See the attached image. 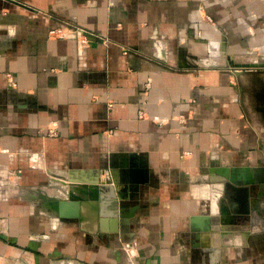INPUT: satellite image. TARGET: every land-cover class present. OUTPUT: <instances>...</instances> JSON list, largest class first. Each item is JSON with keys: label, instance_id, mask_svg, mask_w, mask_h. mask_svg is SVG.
I'll list each match as a JSON object with an SVG mask.
<instances>
[{"label": "crops", "instance_id": "obj_1", "mask_svg": "<svg viewBox=\"0 0 264 264\" xmlns=\"http://www.w3.org/2000/svg\"><path fill=\"white\" fill-rule=\"evenodd\" d=\"M263 43L264 0H0V264H264Z\"/></svg>", "mask_w": 264, "mask_h": 264}, {"label": "rangeland", "instance_id": "obj_2", "mask_svg": "<svg viewBox=\"0 0 264 264\" xmlns=\"http://www.w3.org/2000/svg\"><path fill=\"white\" fill-rule=\"evenodd\" d=\"M248 54L249 58L229 70L235 73L234 84L239 89V101L247 117L260 123L264 135V43Z\"/></svg>", "mask_w": 264, "mask_h": 264}, {"label": "water", "instance_id": "obj_3", "mask_svg": "<svg viewBox=\"0 0 264 264\" xmlns=\"http://www.w3.org/2000/svg\"><path fill=\"white\" fill-rule=\"evenodd\" d=\"M231 181H233L232 178H231ZM100 182L101 181H99V180L94 182L92 188L90 189V195H93V197H99V193H98L100 190L99 185L101 183H105V182H101V183ZM257 184H259V181H257V180H254L251 183L247 184L246 189H247V196L248 197L250 196V193L252 192V190H250V186H254ZM33 192L35 193L33 196L34 197L36 196L37 199L52 203L53 204L52 206L54 208L58 206V201L55 198H49L45 195V193H41L38 190H34ZM263 193H264V185H259V187H257V193H256L255 199L246 198V200H245L246 204L245 205L248 206V212H249L248 214H251V215L253 214L256 216L264 215V201H261V197H263ZM67 194H68L69 199L75 198L70 191H68ZM104 196L107 200H111V199L115 200V203L109 204L110 214L113 217L122 220L124 218L123 212H122L123 209L119 205V201L117 199L115 188L113 187L111 189V191L109 190V193H107V195H104ZM100 199H103V198L100 197ZM108 202H110V201H108ZM116 204H117V206H116ZM58 210H60V209L58 208ZM222 212H223V210H222ZM245 214L246 215L239 216V219H241L244 222H246L247 217H248L247 213H245Z\"/></svg>", "mask_w": 264, "mask_h": 264}, {"label": "built area", "instance_id": "obj_4", "mask_svg": "<svg viewBox=\"0 0 264 264\" xmlns=\"http://www.w3.org/2000/svg\"><path fill=\"white\" fill-rule=\"evenodd\" d=\"M208 18V17H207ZM63 31H68L69 34H77L78 38H77V42L81 45H86L88 43V40L87 38H81L80 37V31L79 30H75L73 27H71L70 25H66V24H60L58 27H55V28H52L49 33L50 35H53V36H57V37H63L65 36L66 34L63 33ZM72 31H74L73 33H71ZM181 121V120H180ZM47 136L48 137H53L55 136V132L54 131H48L47 133ZM123 250L125 251V253L128 255V256H131V257H134L135 255V249H134V246L133 245H130V244H124L123 245Z\"/></svg>", "mask_w": 264, "mask_h": 264}]
</instances>
